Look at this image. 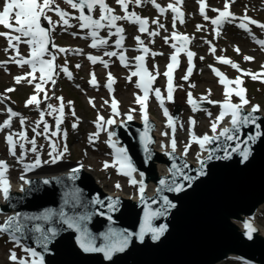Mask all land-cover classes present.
Returning a JSON list of instances; mask_svg holds the SVG:
<instances>
[{"label": "water", "instance_id": "95a60500", "mask_svg": "<svg viewBox=\"0 0 264 264\" xmlns=\"http://www.w3.org/2000/svg\"><path fill=\"white\" fill-rule=\"evenodd\" d=\"M251 109L243 106L241 117ZM253 115L257 117L255 124H241L230 133L233 140L219 136L223 128H231L229 117L215 133L218 138L206 144L197 161L177 149L173 153L171 146L164 145L166 141L157 134L158 123L152 118H147L153 125L151 130H147L145 119L115 124L110 128L112 140L126 150L136 169L132 176H138V184H143V200L140 189L136 197L110 193L90 172L76 169L56 176L29 178L28 183L23 181L18 187L10 183L8 199L0 193V212L6 214V220L19 214L25 227L16 234L41 252L45 264H217L236 257L264 264V228L254 221L264 209V112ZM130 128L143 133H129ZM257 131L260 136L248 140ZM159 142L162 149L156 148ZM237 145L240 150H250L247 161H243L239 151H232ZM209 155L211 159L207 158ZM201 160L204 175H200ZM173 163L177 168L172 167ZM160 164L167 167L166 173L159 171ZM185 176L192 179L185 180ZM162 179L164 185L160 184ZM178 186L181 191L170 190ZM165 198L175 207H168ZM146 210L163 213L151 221L155 228L166 226L157 241L152 240L150 233L143 241L139 239ZM45 213H50L46 220L29 219ZM68 219L86 228L97 247L107 243L105 236L110 230L132 235L123 251L107 258L103 252H85L78 243L79 232L64 222ZM246 222L256 229L251 239ZM37 224L50 237L46 248L39 244L40 233L33 230ZM48 229H55L56 235L51 236Z\"/></svg>", "mask_w": 264, "mask_h": 264}, {"label": "snow or ice", "instance_id": "6c2138e0", "mask_svg": "<svg viewBox=\"0 0 264 264\" xmlns=\"http://www.w3.org/2000/svg\"><path fill=\"white\" fill-rule=\"evenodd\" d=\"M55 0H4L2 5V10H0V26H3L5 29H8L9 31L0 32V36H3L6 38L9 48L14 49L16 51L17 56H20L19 53V44L25 43L27 44L30 49V58H23L20 57L19 59L13 57L12 60L14 63L20 66L24 65H30L31 71L27 73L24 76H17L15 77L16 83H20L22 80L27 81L29 84L33 82V80H36L37 77L34 75L37 71H39V81L35 84V92L36 94L29 97V99L26 101V106L28 105H36L37 107L40 104V100L37 98V95L44 91L43 83L48 80H52V74L54 71V64L53 61L55 60V55H51L49 53L48 44L50 42V33L49 29L45 26H42V19L47 20L49 23H51V18L47 16V13L49 11H52V5L54 4ZM67 3L70 4V6L73 9L79 10V16L76 17L80 21L79 27L81 29H91V36H92V43L91 47L96 48L98 45L106 44V40H97V31L98 29L102 27H108L109 29L115 28V34L119 35L120 38L116 40V45L119 47L122 44V41L124 39L122 33L123 28L118 27L116 25V22L119 20H128L133 24L139 25V31L141 33L147 31L146 25L148 24V20L146 18H141L140 16L136 15V13H129V0H117V3L121 6V8L124 10L125 15L124 16H118L113 14V9L110 8L106 3L105 0H66ZM153 5L158 9L160 13H164L166 9L164 7H161L158 3H156V0H151ZM183 2V0H176V4L179 5ZM135 3L139 5L141 3V0H135ZM198 3L200 5L199 11L200 14L204 17L205 20H208L209 17L205 13V0H198ZM96 5H99L100 10V16L98 19H94L92 15H86L85 14V8L88 9L89 12H92L94 7ZM168 9H171L173 13H175V16L173 17V20L175 22L176 19H179L181 23H183V12L180 10L178 6H174L172 3H169L167 6ZM230 0H225L223 10L219 9H213V11L218 12V16L216 18L211 19V23L215 26H217V29L225 23V22H231L234 20H239L238 27L250 32L248 25L254 24L260 27L261 29H264V24H258V22L254 19H251L250 17L245 15L243 17H236L233 13L230 12ZM56 14L60 17L61 21L66 26L69 25V14L60 9L59 6L55 8ZM106 22V23H102ZM153 23H158V21L154 20ZM161 28L163 25H159ZM175 26V25H174ZM201 26H197V29L199 30ZM15 33V34H13ZM150 35H157L156 32L149 33ZM217 35H219V31L217 30ZM173 40L178 41L180 46L177 47V45L174 43L172 45L173 48L176 49V52L179 53L181 51L185 50V46L190 42V38L186 35H179L175 32L172 33ZM137 43L141 46L140 50L143 51V53H148L149 49L147 47L143 46V41L140 39L139 36H136L134 38ZM15 41V43H14ZM165 42H168V38H165ZM262 47H264V40L257 41ZM7 51V49H6ZM59 52H65L66 49L59 48ZM237 52H239V49H236ZM212 52H215V48H212ZM106 56H116V52H105ZM46 55H51V59H44ZM153 55H156V53H153ZM195 54L191 51H187V57L189 61V68L187 71V74L183 77V79L187 80L192 72V59ZM88 59L95 64L97 61H100L104 64L105 67H107V62L101 60L100 57L89 55ZM119 59L121 63L126 64V58L123 54L119 55ZM221 63L224 64H230L233 68L239 70V66L235 63H233L231 60L226 59L224 57H218L217 58ZM246 60H252V57H245ZM135 60L137 61L136 64V71H133L131 75L128 77L129 81H131L132 77H139V81L136 84V87L141 89L143 92V96L137 95L136 96V103H138L141 106L142 110H146V102L149 97V92L151 89V85L155 79V77L150 74L147 69L144 66V56H136ZM171 63L167 65V71L164 73V75L167 77V97L166 99L168 101H172L173 99V77H172V71L174 65L177 63V56L174 54L171 57ZM79 67V65H77ZM211 67V66H210ZM213 72L220 78L219 82L224 85L225 91L224 96L225 99L221 103L222 110L220 111L219 115L216 117L215 121L211 123V131L212 133H217V128L219 124L224 120L225 116L230 115L231 116V128L225 127L219 132V136L225 137L227 140H233V135L230 133L233 130H238L240 125L243 124L247 126L248 124L252 123L255 124L257 117L253 115V113H256L260 111V108L258 105H253L251 112L241 117V111L244 105L249 104L248 99L246 98L245 92L246 90L243 87H240L239 85L242 84V81L239 77H237L236 80H228L223 73H221L219 70L213 68ZM62 71L68 75L69 78H71V73L68 71L67 67H64ZM248 75H251V78L253 80L258 78V75L261 74H251L247 73ZM28 77H32V79H28ZM53 83L55 81H52ZM90 84L95 85L96 79L95 74H92V79L89 81ZM114 83V78L112 77L111 73L108 74V84L107 87L109 91H112V84ZM235 84L237 85L236 88H231L229 85ZM6 91L11 92L14 91V89L9 88ZM155 96L156 99L160 102V106L163 108L164 104V97L161 95L160 89H155ZM235 94V96L239 97L240 103H232V95ZM45 99H47V95L45 94ZM57 99L60 101L59 107L54 108L53 105L48 104V109L51 110V112H58L59 116L56 118V132H52L51 135L55 136L60 131V124L62 123L63 114H64V103L62 97H57ZM206 98H202L201 102H203ZM92 103V101H89ZM209 103H215L212 101H207ZM71 103V102H69ZM188 103L192 106L193 111L199 110V103L195 101L192 97V94H188ZM118 102L113 98L111 102L112 112L113 114H118L117 109ZM94 106V105H93ZM9 113V119H6L2 125H0V130H3V128L11 127V118L16 117L18 114L12 109L7 110ZM51 112L49 114H51ZM75 115V112L72 113ZM164 115L168 118V126L172 128L173 137L171 139V149L174 153L176 151V140H175V127H174V121L172 117L169 115L168 110L164 109ZM210 115V114H209ZM128 119H132V116L129 114ZM24 118H20L21 125L24 124ZM40 123H43L44 125V133H47L49 131V126L46 121H44V113H40V121L37 122V127H39ZM96 127L98 131L96 133L89 135V142L93 143L94 139L99 136V130H102L104 128L105 124L111 125L114 123L112 119L105 120L103 116L97 117ZM145 123L147 124V115L145 114ZM190 123L192 125H195V120L190 119ZM77 125L73 124V127L75 128ZM257 129H259V125H256ZM33 131L36 132V128H33ZM37 135H41V133L37 132ZM66 137V133L64 134ZM113 133H109V143L110 146L115 149V160L112 164H109L107 161L104 162V168L108 167H116L119 165L118 171L125 175V176H132V173L136 171V169L132 166L131 161L127 155V152L123 148H116V145L114 142L111 141V136ZM167 135V133H165ZM14 136H18L20 140H26V132L21 131L19 133H10L6 136V143L9 146V152L11 155H16L15 149L17 146L18 141L14 140ZM260 136V132L257 131L255 136H249L248 140L254 141L257 137ZM218 138L217 136L209 137L207 134L203 135L202 137H197L195 134H192L191 141L194 143L199 144L201 149H204L206 144H209L212 142L213 139ZM33 146L31 148L32 152H37L36 148V141L33 138L29 141ZM247 143V141H246ZM20 147L23 148L24 145L20 144ZM190 147L189 145L185 146V155L187 154V149ZM64 151H67V146L65 145ZM232 151H239L240 156L243 158V161H247L250 155V150L245 147L243 150H240V146L237 145L236 148L232 149ZM56 152L55 145H52V152L49 153V156L51 157V163H56L58 159H60L63 156V152H59L56 155H53V153ZM228 156V153H225V157ZM208 159H211V155L207 157ZM48 161H45L47 163ZM201 164V170L200 175H204L203 171V165L204 161H200ZM41 165V160L39 156L35 159L34 163L31 165H25V170H30L31 168H35ZM186 166V165H185ZM173 168H177V165L173 163ZM8 170V165L5 161L0 160V193L3 194V197L5 200L9 197V191H10V182L6 177V172ZM76 171V170H73ZM22 180H24V177H21ZM185 180H191L192 177L185 176ZM25 183H28L27 180H24ZM47 183L48 181H44ZM130 183L135 185L138 182L135 179H131ZM140 187V193H141V199L143 200V192L144 187L142 182ZM161 185L165 184V180L160 181ZM190 186V185H189ZM119 187V185H117ZM23 190V189H21ZM175 191H181V187H175ZM164 203L168 207H175L174 204L169 202L167 198H165ZM109 207L111 208L112 205L110 204ZM163 213L159 211H149L146 210L144 214V224L141 226L139 231V239L143 241L146 234L150 233L151 238L153 241H157L160 239V237L164 234L166 231V226H161L158 228H155L152 226V219L154 217L160 216ZM50 213H45L43 216H35L31 217L29 219L33 220H40V219H48V216ZM79 219L83 220L85 217H80ZM111 219V217H109ZM67 223L69 228H74L77 232H79V236L77 237L78 243L80 247L85 252H103L105 257L111 258L112 254L114 252L123 251L124 248L128 245L129 239L131 237V233H128L127 235L123 233H117L114 230H110L109 234L105 236V240L107 243L104 244L103 247H97L95 245L94 239L90 236L86 228H82L81 225L76 221L72 219H68L64 221ZM245 228L247 230L248 238H252V233L256 231V229L252 226L250 222L245 223ZM25 225H22L19 221V214H16L14 216H9L7 220L3 224H0V232L2 233H9L11 238L16 242L17 246H20V240L17 238L16 233H22ZM36 233H40L39 237V244L42 247H47V244L49 242V235L45 233L44 229L40 225H35L33 229ZM48 233L51 234V236L56 235L55 229H48ZM23 251L29 254V256L32 258L31 260L26 258H19L15 251H10L9 254V260L13 262V264H43V257L38 253L35 249L24 247Z\"/></svg>", "mask_w": 264, "mask_h": 264}, {"label": "rangeland", "instance_id": "374dc122", "mask_svg": "<svg viewBox=\"0 0 264 264\" xmlns=\"http://www.w3.org/2000/svg\"><path fill=\"white\" fill-rule=\"evenodd\" d=\"M60 1V0H59ZM249 2V4L251 5L250 1L247 0ZM253 1H260V0H253ZM192 7L197 8V4L196 1L194 0L192 3ZM242 7H245L244 5H242ZM53 10L51 12H54L55 7L54 4L52 5ZM255 13V14H259L261 13L262 15H264V11L257 9L256 7L251 5V9L248 10V12ZM241 14L243 13L242 11L240 12ZM43 22H48L47 20H44ZM49 23V22H48ZM50 31L52 34H54V36H56V39H59V42H65V43H69L70 40L72 41V39H70L67 36H62V37H58L57 38V34H59L58 32H64L66 31V29H63L60 31L59 28H57L55 22H51L50 23ZM164 26V29L168 28V22L164 21V23H162ZM59 25V24H58ZM166 38V37H165ZM165 38H163L164 44L162 42V48L163 50H166V46L168 44V42H165ZM207 39H211L212 41H214V39L211 37V32L209 34L206 35ZM241 38V36L235 32L234 35L229 34V35H225L222 36L221 40H220V47L217 48L216 52L213 54H206V58H207V62L208 64L211 65H217V57L218 56H222L223 53L221 52V49H225L228 50V52L232 51V42L233 41H237V39ZM55 39V41H56ZM218 41H215V43H217ZM55 43V42H54ZM53 44V42H52ZM195 45H197L195 43ZM233 47H235V45H233ZM236 48V47H235ZM161 53L162 50H159ZM4 49L1 48L0 46V61L3 60H7V58L4 56ZM67 55L71 56L70 53H68V51L66 52ZM245 54H254L253 51L251 50V48H249L248 46H244L243 49V53L242 56ZM90 54H84L82 56L79 57V65H80V69L77 70H73L70 68H67L68 71L71 73V78L69 79L68 75H66L62 69L64 68V66L60 67L57 71H53L52 74V79L56 78L58 76L60 77V81L57 83L56 87L54 88L56 93L54 94H50L48 97L53 98V95L57 97H62L64 100L66 98H69V101L71 99V101L73 103L76 102V100L74 99V96H76L77 98V107L75 112V115H73V109L71 110V107H69L67 110H64V114H63V119H62V130L58 136V140L60 142H63L64 140H67L70 136V131H69V123L70 126H72V121L74 118H80V122L79 125L77 126V129L75 130V128H73V130H71L73 132V134H80L81 138L83 137V132H87V131H92V127H90L91 124V119L93 121H97V116L94 118V111L93 109H91L87 103H85V96L86 95H93L95 102L97 103L98 106V101H100L102 99V96L100 94V91L102 88H104V84L108 82V74L110 73V70L112 68H117L120 69L123 68L125 69L124 72H121L118 74L119 77H116L119 79L118 81V85H117V93L120 94L123 98V100L127 101L128 103H130V101H132V98L134 96V91H133V87H134V77H132L131 81H129L128 77L131 75L132 73V69L135 66L133 60H129L126 62L127 66H120L119 64H114V66L108 62L107 63V67L104 66L103 63H101L100 61H97L95 64H93L91 61H86V59L88 58ZM201 55H204L203 52H201L198 56L199 59H201ZM242 56H240L239 54L236 55V57L234 58V62H238V60H242ZM264 56V55H263ZM241 57V58H240ZM155 58V56L150 57V59ZM102 60V59H101ZM104 61V60H103ZM6 62V61H5ZM10 63H4L3 65H0V94H4L5 97L8 100H12L17 102L23 95H24V88H26V84L24 82H21V84H16L14 82L15 76H17L18 74H20V70L13 66V65H9ZM248 65H252L253 68H255L257 66V63L254 62L252 64H248ZM161 66V60H158V67ZM7 69L9 70V72L7 71ZM90 71H95V72H90ZM232 71V69L230 70ZM90 73H97V75L95 76V78H97L98 81V87H93L90 83H89V78H90ZM155 76H156V84L159 81V77H160V72H154ZM40 76V75H39ZM39 76H36L37 79L33 80V82H40L39 81ZM182 77H184V75L181 73H179L178 78H177V86H176V98L175 100L170 104L171 106L174 104H179L180 105V114H182V117L188 115V114H198L199 117L201 119H204L203 117V113L206 110H213L214 109V103L209 104V106L207 108H203L202 110H197V111H193L192 106L189 105L187 103V96L189 93L192 94V96L194 97H200V95L202 93H207V86L208 88L210 87L211 89V95L207 96V99L209 101L214 102L216 98H221V90L218 89V87L216 86V80L214 78V76L209 73L207 70L203 71V73H199V70H197L195 76L193 78L190 79H181ZM29 79H32L29 78ZM50 80L45 81L43 83V86L45 85V83H49ZM193 81L196 82V87L193 86ZM32 82V83H33ZM117 84V82H116ZM26 85V86H25ZM10 86H15L14 91L12 92H8L5 91V89L7 87ZM35 85L31 86L32 89L35 90ZM77 87H79L77 89ZM245 87H246V91H247V96L248 97H252V99L254 101H259L263 108H264V82L262 81H255L253 80L251 77H247L245 80ZM91 89V90H90ZM94 89V90H93ZM220 90V92H219ZM73 91V93H72ZM208 94V93H207ZM10 100V101H11ZM54 101V99H52ZM66 101V104L69 102ZM20 105H16L21 109L24 110V114L27 116V118H25V122L23 125H25L26 123L30 124V134H29V141L32 140L33 138L35 139V135L37 132L42 133L44 132V125L43 123H40L39 127H37V122L40 121V118H38L37 113L35 111L36 105H33L31 108H24L26 107V103L20 101ZM42 103V102H41ZM122 106L124 107V104L122 103ZM23 107V108H21ZM174 107V106H173ZM51 112V110H48L47 113V119L44 120L47 122L48 126H49V130L53 128V120L57 117V115H55V112H51V114H49ZM21 114V112H20ZM59 114V113H58ZM153 117L156 118L160 124H162V122L160 120H163V118L156 112V111H152ZM215 116V112L212 111V113L210 114L211 118H214ZM16 119V126L20 127L21 123H20V117H15ZM38 119V120H37ZM212 121H207V124L202 125V122L199 124V131L203 132L205 130H207L209 128V126L211 125ZM33 128H36V132L33 131ZM66 133V137L65 134ZM102 139L101 137L95 138L93 143L89 142V139L86 136V140L90 143V146H98V143L100 142V145L98 146L97 150H92L90 149L88 151V153L86 154V158H85V169L89 170L93 169V171H89L92 175H94V177L96 178V175L99 176V180H100V185L103 186V188L107 191H113L115 190L114 183L115 181H119L121 182L120 178L114 177L116 176L118 173L117 171L114 169V167H108V168H104V162L107 161L109 164H112L109 155H105V151H107L106 147L103 145L102 143ZM83 143L80 144L81 148L85 147V148H90V146L87 145L86 141H82ZM43 144L40 143L39 147H42ZM180 147V146H179ZM32 148V146H31ZM70 149V148H69ZM75 151L73 152H68L70 155V158L72 160H74L75 158H81L82 157V149L78 150V146H75V148H73ZM181 149V147H180ZM190 158L191 160H193V153L190 154ZM189 158V159H190ZM84 162V161H81ZM108 171V173L104 172V171ZM15 175H17V173H15ZM13 182H17V177L12 179ZM120 191H123L125 194L128 193H134V190L129 189L128 186H124L122 187V189ZM1 220V219H0ZM257 220L261 223V225L264 227V209L263 211H260V214L257 218ZM6 245L7 242L4 238L0 237V264H10L6 261ZM221 262H219L218 264H220ZM232 261H227L224 262L222 264H232Z\"/></svg>", "mask_w": 264, "mask_h": 264}, {"label": "bare ground", "instance_id": "6f19581e", "mask_svg": "<svg viewBox=\"0 0 264 264\" xmlns=\"http://www.w3.org/2000/svg\"><path fill=\"white\" fill-rule=\"evenodd\" d=\"M261 110H262V112H264V109H261ZM163 129H164V126L162 125V126L158 129L157 134L160 135V133H161V131H162ZM128 132H129V133H133V134H136V133H138V132L143 133V131H137V130H135V129H133V128H130V129L128 130ZM162 140H163V141H166L165 138H162ZM159 144H160V142L157 144V149H158ZM74 165H75V164H68V163H66V162H64L63 164H58L57 166H55V165H48V166H46V165H43V164H42V167L40 168V171H36V172L33 173V174L31 173V174H29V176H31V177H39V176H43V175L56 176V175H60V174L66 173L67 170H68L70 167L74 166ZM159 171L162 172V173H166V172H167V167H166L164 164H160V165H159ZM86 172H87V171H86ZM29 176H27L26 178H28ZM26 178H25V179H26ZM96 178L99 179V176L96 175ZM22 183H23V182L18 181V182H16V183H14V186H15V187H18V186H20ZM149 190H152V187H151V186H149ZM112 192H114V193H121L122 191H121V192H120V191H112ZM5 215H6V214H4V213H0V217H1V219L5 218ZM258 215H259V214H258ZM255 221H256V218H255ZM260 225H261V223H260ZM261 226H262V225H261ZM262 228H264V227L262 226Z\"/></svg>", "mask_w": 264, "mask_h": 264}]
</instances>
